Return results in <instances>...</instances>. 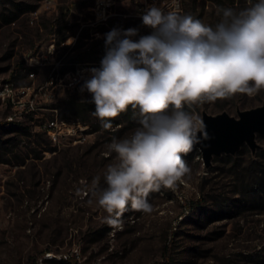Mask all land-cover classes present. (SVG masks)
<instances>
[{"label": "rangeland", "instance_id": "1", "mask_svg": "<svg viewBox=\"0 0 264 264\" xmlns=\"http://www.w3.org/2000/svg\"><path fill=\"white\" fill-rule=\"evenodd\" d=\"M172 1L0 0V123L18 121L0 127V264H264L263 134L255 151L244 143L210 164L198 148L182 154L190 174L151 191L149 213L129 204L122 227L106 222L92 195L94 178L106 187L107 167L117 163L108 146L140 126L139 111L129 106L105 129L95 108L71 105L92 102L81 89L100 67L106 34L126 27L137 29L133 40L149 35L142 15L152 6L170 11ZM257 2L180 0V14L214 27L222 9ZM6 84L14 93L4 98ZM262 105L264 90L184 110L203 121L204 112L239 118Z\"/></svg>", "mask_w": 264, "mask_h": 264}, {"label": "clouds", "instance_id": "2", "mask_svg": "<svg viewBox=\"0 0 264 264\" xmlns=\"http://www.w3.org/2000/svg\"><path fill=\"white\" fill-rule=\"evenodd\" d=\"M215 26L190 14L152 6L142 15L149 35L137 29H113L105 36L106 53L99 68L90 69L87 90L105 129L122 112L139 111V127L108 146L117 163L105 174L106 187L93 180L92 195L109 215L106 222L122 227L129 204L149 213L147 196L161 186L174 188L190 174L182 154L207 137L199 117L184 104L214 102L237 93L264 90V0L234 12L221 10Z\"/></svg>", "mask_w": 264, "mask_h": 264}, {"label": "water", "instance_id": "3", "mask_svg": "<svg viewBox=\"0 0 264 264\" xmlns=\"http://www.w3.org/2000/svg\"><path fill=\"white\" fill-rule=\"evenodd\" d=\"M203 123L207 137L198 132L199 142L192 150L200 149L205 162L210 164L214 156L237 153L244 143L254 151L259 147L256 136L264 135V105L239 111V118L227 112L218 115L204 112Z\"/></svg>", "mask_w": 264, "mask_h": 264}, {"label": "trees", "instance_id": "4", "mask_svg": "<svg viewBox=\"0 0 264 264\" xmlns=\"http://www.w3.org/2000/svg\"><path fill=\"white\" fill-rule=\"evenodd\" d=\"M116 29H118V30H124V29H126V27H124V28H116ZM88 105L89 106L85 107L86 106L85 104L73 103L71 105V107H74V108H83V109H85V112H87V111L92 110L93 108H95L94 107L95 104L93 102L88 103ZM81 120L85 121L84 117H82ZM17 122L18 121H13V120L5 121L3 123H0V127H11V126L17 124ZM193 204H194L193 206H195V204H197V203L194 202ZM61 260L63 262L69 263V264H78L76 258H70V259L67 258V260H65V259L62 258Z\"/></svg>", "mask_w": 264, "mask_h": 264}, {"label": "built area", "instance_id": "5", "mask_svg": "<svg viewBox=\"0 0 264 264\" xmlns=\"http://www.w3.org/2000/svg\"><path fill=\"white\" fill-rule=\"evenodd\" d=\"M177 3H178V5H179V11L182 10L180 0H173V1L171 2V4H170V11L175 10V8H176V4H177ZM101 5L104 6V9H103V17H102V19H106V7H105V2H104V1H98V3H97V8H98V7L100 8ZM96 12H98V10H97ZM99 18H100V17H99ZM13 93H14V88H13L10 84H6V85L4 86V89L1 91V94H2V96H4V98H5V97H11ZM55 124H56L55 122H52V124H50V128H52L53 125H55ZM56 125H57V124H56ZM49 131L51 132V130H49Z\"/></svg>", "mask_w": 264, "mask_h": 264}]
</instances>
